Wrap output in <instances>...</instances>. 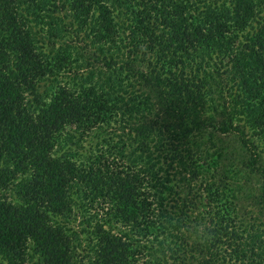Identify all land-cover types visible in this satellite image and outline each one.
I'll return each instance as SVG.
<instances>
[{
  "label": "trees",
  "instance_id": "16d2710c",
  "mask_svg": "<svg viewBox=\"0 0 264 264\" xmlns=\"http://www.w3.org/2000/svg\"><path fill=\"white\" fill-rule=\"evenodd\" d=\"M263 153L264 0H0V264H264Z\"/></svg>",
  "mask_w": 264,
  "mask_h": 264
},
{
  "label": "rangeland",
  "instance_id": "374dc122",
  "mask_svg": "<svg viewBox=\"0 0 264 264\" xmlns=\"http://www.w3.org/2000/svg\"><path fill=\"white\" fill-rule=\"evenodd\" d=\"M97 67H98V65H97ZM95 141H96L95 138H93V139L88 138V139L84 140L83 143H82V148H79L78 150L81 153H85L88 150V148L91 145L94 144ZM220 141H221V144L223 146H225L228 149V151H230L232 153H237L238 151L241 150V147H240L238 141L234 137L222 136V137H220ZM262 160H263V167H264V153L262 154ZM255 175H257V174H255ZM259 181H261V177L260 176L251 175L249 180L246 182V184L244 186L243 196L244 195L248 196V195H251V194L253 195L255 193L256 194L260 193V189H259V184L260 183H259ZM249 202H251V201H249ZM249 202L247 204L245 202H243V205H244L243 207H245L249 211H252V213L255 216L260 217V215L258 213L261 211L262 206L258 204L257 206L253 207L254 208L253 209ZM260 218H263V217L261 216ZM79 221H80V219L78 218L75 221L74 224L78 225ZM86 252H87V250L85 248L84 249H80V255H84Z\"/></svg>",
  "mask_w": 264,
  "mask_h": 264
}]
</instances>
